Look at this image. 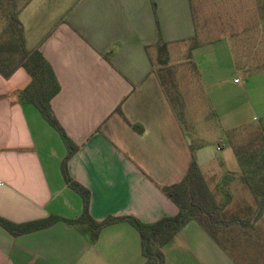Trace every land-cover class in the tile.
<instances>
[{"label": "crops", "instance_id": "0c3cea01", "mask_svg": "<svg viewBox=\"0 0 264 264\" xmlns=\"http://www.w3.org/2000/svg\"><path fill=\"white\" fill-rule=\"evenodd\" d=\"M37 2L30 0L19 15L26 48L41 51L60 84L51 106L79 146L69 173L90 191L95 221L132 216L153 223L175 216L178 208L163 188L186 179L193 152L200 170L208 164L220 166L215 170L218 181L239 177L233 150L219 165L210 147H194V140L203 138L199 132L190 134L159 76L162 69H174L168 62L170 49L199 37L192 0H76L54 10L52 0ZM232 4L242 13L228 10L230 21L244 23L242 29L234 26V34L252 40L249 64L264 75V0ZM207 5L200 0L199 15L205 22ZM212 29L208 26L205 33ZM198 45L191 49L190 63L211 43ZM153 51L158 54L153 56ZM198 75L204 84L200 67ZM168 80L173 85L174 79ZM30 82L22 68L9 79L0 74V218L16 224L52 216L76 220L83 201L61 171L68 150L40 112L19 99ZM256 211L250 226L262 212ZM237 218L224 217L213 234L191 221L161 249L163 264H264V238L250 239ZM145 262L140 236L128 223L102 229L96 243L87 225L58 222L20 237L0 227V264Z\"/></svg>", "mask_w": 264, "mask_h": 264}, {"label": "rangeland", "instance_id": "374dc122", "mask_svg": "<svg viewBox=\"0 0 264 264\" xmlns=\"http://www.w3.org/2000/svg\"><path fill=\"white\" fill-rule=\"evenodd\" d=\"M29 1L16 0V10H21ZM75 1L52 0L50 8L54 10L60 8L59 5L66 8ZM192 1L197 10L199 37L195 42L176 45L170 49L168 62L174 69H162L159 76L173 96L176 108L181 112L190 134L199 132L203 138L201 142L194 140V147L202 144L210 147L220 165L226 160V154L233 150L232 146L250 148L252 131L264 123V75L252 69L249 64L252 40L248 42L241 34L238 39L234 34V26L242 29L244 23L231 22L229 19L228 10H241L242 13V8L232 7L234 0H205L208 3L206 8H209L210 12L207 16L208 22H205L199 15L200 0ZM43 3V0L37 2L38 5ZM24 21L27 22V15L24 16ZM208 26L213 29L210 33H205ZM2 27L0 23V33ZM206 42L211 45H205V48L195 54L193 63H190L188 60H191L190 54L194 44ZM262 42L264 43V39ZM210 48L214 49L213 52ZM156 54L157 51H153V56ZM199 67L204 76V84L198 75ZM169 77L174 79L171 80L173 85L168 83ZM235 80L240 81V84H235ZM218 148L222 150L218 151ZM216 167L220 166L208 164L201 172L219 206L226 201L223 210L225 219L231 221L235 217L247 219L253 216L257 212L256 202L246 184L238 178L218 181V176H215ZM255 222L256 226L252 225L247 229L245 227L244 234L250 239L254 237L258 242L264 238V209ZM221 242L226 247V243L222 240ZM262 247L263 253L264 245Z\"/></svg>", "mask_w": 264, "mask_h": 264}, {"label": "trees", "instance_id": "16d2710c", "mask_svg": "<svg viewBox=\"0 0 264 264\" xmlns=\"http://www.w3.org/2000/svg\"><path fill=\"white\" fill-rule=\"evenodd\" d=\"M16 7V0H0V23L3 26L0 33V74L5 79H9L22 68L30 76L31 82L19 93V99L23 104L34 106L62 138L68 150L61 164L62 175L66 185L82 198L83 213L76 220L52 216L45 220L23 224L0 218V227L10 235L20 237L45 230L58 222H65L72 226L87 225L91 240L96 243L102 229L118 223H128L140 236L145 264H163L164 255L161 249L191 221L198 222L208 233L213 234L215 229L224 223L222 211L226 201L219 206L214 199L198 166L195 152H193L192 164L186 179L181 183L163 188L164 194L178 208L175 216L163 217L153 223H145L132 216L108 217L100 222L92 218L90 215L91 193L71 177L68 168L70 160L78 153L79 146L67 135L51 106L52 100L61 90L60 84L41 51L27 50L24 30L19 19L22 9L16 10ZM153 7L155 9V4ZM198 46L194 44L192 49ZM165 76L168 77V75ZM162 84L168 96H171L163 80ZM116 113L122 114L121 109L117 108ZM252 132L250 148H235V146L232 148L241 169L238 179L249 188L256 202V210L262 211L264 209V123ZM251 219L252 216H249L247 219L237 218L236 221L249 228Z\"/></svg>", "mask_w": 264, "mask_h": 264}, {"label": "built area", "instance_id": "2783aa9c", "mask_svg": "<svg viewBox=\"0 0 264 264\" xmlns=\"http://www.w3.org/2000/svg\"><path fill=\"white\" fill-rule=\"evenodd\" d=\"M239 81L237 80L236 83H238Z\"/></svg>", "mask_w": 264, "mask_h": 264}]
</instances>
